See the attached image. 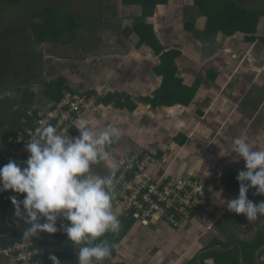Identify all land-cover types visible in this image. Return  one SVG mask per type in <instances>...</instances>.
<instances>
[{
    "label": "crops",
    "instance_id": "1",
    "mask_svg": "<svg viewBox=\"0 0 264 264\" xmlns=\"http://www.w3.org/2000/svg\"><path fill=\"white\" fill-rule=\"evenodd\" d=\"M164 2L166 8L148 16L143 8L114 0L112 6H118L120 14L111 15L112 6L110 11L103 8L101 16L114 22L101 20L99 34H85L86 39L75 40L73 49V45L49 49L44 43L42 50L35 49L39 57L24 60L22 72L4 78L8 85L0 88V95H12L1 99L0 165L6 158L3 136L9 128L3 121L25 101L34 117L27 125L32 126L36 110L56 105L47 84L64 76L71 91L101 94L98 106L61 128L68 130L66 135L78 137L80 123L119 130V140L108 148L110 158L92 165L95 174L119 172L129 156L149 152L158 160L148 166L146 175L196 178L209 189L199 210L180 226L159 218H129L133 221L120 224L116 235L101 238L113 240L109 245L114 246L113 257L103 264H264V216L248 221L214 196L221 190L226 200L239 195L236 177L246 170L245 161L233 159L235 153L220 155L221 150H230L233 138L243 137L254 148L264 149V20L255 25V39L247 48L250 41L241 33L235 38L213 24L209 27L211 18L203 3ZM122 5L127 6L123 21ZM137 23L143 25L130 31ZM26 28L34 38L30 26ZM26 91L33 95L25 96ZM115 191L113 210L121 223L124 216L116 202L122 192L118 187ZM12 196L23 200L26 193L0 192V242L33 238L40 264H53L51 255L61 264H78L79 246L62 227L70 222L61 217L56 233L26 237L28 225L15 216ZM248 198L257 204L264 201L255 188L249 189ZM0 264L18 263L2 256Z\"/></svg>",
    "mask_w": 264,
    "mask_h": 264
},
{
    "label": "clouds",
    "instance_id": "2",
    "mask_svg": "<svg viewBox=\"0 0 264 264\" xmlns=\"http://www.w3.org/2000/svg\"><path fill=\"white\" fill-rule=\"evenodd\" d=\"M4 95L12 93L0 95V99ZM76 127L80 135L75 138L66 135L67 129H57L51 124L43 128L39 138L26 145L30 155L25 167L15 160L0 167V192L26 193L23 200L10 197L15 216L28 225L24 236L56 233L60 230L57 221L63 217L70 222L62 225L63 231L79 246L78 264H103L114 246L101 238L120 228L112 204L115 172L101 176L92 171V165L110 158L108 148L119 140V130L112 126L97 130L85 123ZM231 153L236 154L233 159L237 162L245 161L246 170L239 171L236 177L240 182L239 195L226 200L221 190L214 193L215 199L226 201L229 211L254 221L264 216V201L253 202L248 192L255 188L257 195H264V149L254 148L239 137L232 139L230 150L220 151L221 156ZM50 259L53 264H61L55 255Z\"/></svg>",
    "mask_w": 264,
    "mask_h": 264
},
{
    "label": "trees",
    "instance_id": "3",
    "mask_svg": "<svg viewBox=\"0 0 264 264\" xmlns=\"http://www.w3.org/2000/svg\"><path fill=\"white\" fill-rule=\"evenodd\" d=\"M41 1L44 3V6L41 4L42 8L33 10L27 6V2L30 5L29 0H0V88L8 85V83L3 82L4 78L9 77L11 74H13V77H16L19 72H22V64L25 63L24 60L29 56L30 61L40 56L39 52L35 51V49L38 48V45L46 36L53 41V45H59L60 47L73 45L72 49L77 45V43L75 45L74 42L76 40L75 29L78 27V24L70 20L77 12H64L59 10V7L66 5L67 0H57L59 4H63H57L56 6V0H40V2ZM81 1L86 2V0ZM120 1L132 4L135 8H143L144 14L151 16L155 14L156 9H159L162 2L166 0ZM194 3L197 5L203 3L204 8L205 6L207 7L205 8V13L211 18L209 27L213 24L216 29H223L228 35L230 34L235 38L241 33L240 36H245V39L250 41L249 44H246L247 48L251 46L250 44L253 39H255V32L257 26L260 24L259 22L264 20V0H255V5L248 4L246 0H194ZM8 7L13 10L3 14L4 10ZM21 9L22 11L26 9L24 12L25 14L22 15L19 13ZM6 17H8L11 22L7 21ZM13 20H16L15 23ZM73 23L75 25L74 27ZM144 24L147 26L145 22ZM142 25L143 23H137L133 28L130 27L129 30H137ZM255 25L257 26L255 27ZM26 26H30L34 38L28 34ZM47 85V94H53L51 97L56 103L64 97L67 91H71L67 84V79L64 76H59L55 82H51ZM54 88H56L57 93H54L52 90ZM29 95H33L32 92L26 91L25 96L28 97ZM0 108H2L1 99ZM30 111L31 107H29L28 102H21L18 108L11 113L10 118L8 120L5 119V122L3 121L2 125L9 127L3 136L4 156L19 155L20 149L17 144L9 142L10 136H18L19 134L27 135L28 131L36 126L40 110H36V120L34 124L28 126L27 120L32 122L34 119L33 116H30ZM4 161V164L1 163L0 167L8 163L6 158ZM123 220L124 221L120 223L121 226L129 221H133L125 216ZM116 233L108 232L105 236H114ZM112 242L113 240H108L109 244H112ZM10 243L0 242V245L5 246ZM110 257L112 258L113 255L111 254Z\"/></svg>",
    "mask_w": 264,
    "mask_h": 264
},
{
    "label": "built area",
    "instance_id": "4",
    "mask_svg": "<svg viewBox=\"0 0 264 264\" xmlns=\"http://www.w3.org/2000/svg\"><path fill=\"white\" fill-rule=\"evenodd\" d=\"M100 102L99 93L67 91L54 107L39 111L36 126L27 135L10 137V142L17 144L20 151L17 156H7V161L15 160L18 165L25 167L24 162L30 155L26 145L29 141L38 139L43 128L51 124L60 129L65 124L74 122L82 112L98 106ZM156 160L158 158L149 152H139L128 157L124 168L115 172L114 188L118 187L122 192L116 204L127 218L139 221L159 218L173 226H180L199 210L208 185L191 177L157 179L146 175L148 166ZM38 251V242L33 238L0 245V257H8L18 264H40L37 259Z\"/></svg>",
    "mask_w": 264,
    "mask_h": 264
},
{
    "label": "rangeland",
    "instance_id": "5",
    "mask_svg": "<svg viewBox=\"0 0 264 264\" xmlns=\"http://www.w3.org/2000/svg\"><path fill=\"white\" fill-rule=\"evenodd\" d=\"M114 0H86V2H82L81 0L76 1V0H67L66 5H63L61 7H59L60 11H64V12H77L76 14L73 15V18H70L71 22H77V28L75 29V39L76 41L79 43L80 41L86 39L85 34H99L100 30L103 27V22L101 20H105L106 23L108 24H113L114 20L112 17L110 16H106L105 18H103L101 16L103 8L107 11H110V6H112ZM119 1V0H118ZM29 3L27 2V6L28 8H31L33 10H39L40 8H42L41 4L44 6V3L40 0H29ZM165 4H170V0H167L164 2ZM59 4V2H57V0L55 1V6ZM63 4V3H61ZM59 4V5H61ZM132 5V4H131ZM123 7V13L124 15L121 17V21L124 20L125 18V13L127 11V6L126 5H122ZM160 8H166L165 5H161L159 7ZM13 9L8 7L6 10H4L3 14L12 11ZM26 11L22 9L19 11V13H21L22 15L25 14L24 12ZM92 12V13H91ZM18 13V12H17ZM92 14V15H91ZM8 15V14H7ZM112 15V13H111ZM9 16V15H8ZM7 21H10V19L8 17H6ZM16 20H13V22L15 23ZM11 22V21H10ZM27 25V24H25ZM74 23H73V27H74ZM251 26V24H250ZM94 36V35H93ZM46 44V46L49 49L52 48H56L53 45V41L51 39H48V36H46L42 42H40L39 49L42 50L43 49V44ZM48 50V49H46ZM54 52V51H52ZM117 190V189H116ZM209 191V189H208ZM207 191V193H208ZM118 196V192L115 191V198Z\"/></svg>",
    "mask_w": 264,
    "mask_h": 264
},
{
    "label": "flooded vegetation",
    "instance_id": "6",
    "mask_svg": "<svg viewBox=\"0 0 264 264\" xmlns=\"http://www.w3.org/2000/svg\"><path fill=\"white\" fill-rule=\"evenodd\" d=\"M116 1V0H115ZM167 1V0H166ZM192 2L194 3V0H192ZM246 2L248 3V4H252L253 3V0H246ZM113 5V4H112ZM113 8H112V15H114V13L115 14H120V10H119V7L118 6H112ZM107 10V9H106ZM118 10V11H117ZM110 13V12H109ZM102 14H104V10L102 11Z\"/></svg>",
    "mask_w": 264,
    "mask_h": 264
}]
</instances>
